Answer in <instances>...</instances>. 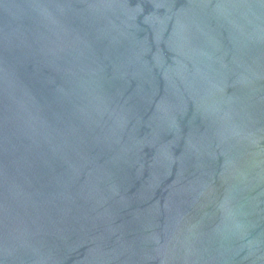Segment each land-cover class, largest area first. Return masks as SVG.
<instances>
[{"label": "water", "instance_id": "water-1", "mask_svg": "<svg viewBox=\"0 0 264 264\" xmlns=\"http://www.w3.org/2000/svg\"><path fill=\"white\" fill-rule=\"evenodd\" d=\"M0 264H264V0H0Z\"/></svg>", "mask_w": 264, "mask_h": 264}]
</instances>
